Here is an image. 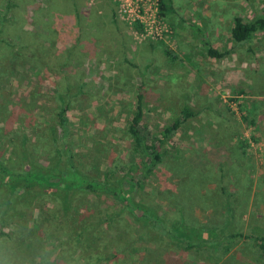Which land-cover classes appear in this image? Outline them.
Masks as SVG:
<instances>
[{
  "label": "rangeland",
  "instance_id": "obj_1",
  "mask_svg": "<svg viewBox=\"0 0 264 264\" xmlns=\"http://www.w3.org/2000/svg\"><path fill=\"white\" fill-rule=\"evenodd\" d=\"M263 9L264 0H0V159L12 171L0 174V240L8 249L31 264H264L254 239L264 236V31L242 43L231 34L236 16ZM209 46L227 53L213 57ZM141 89L150 141L193 111L155 165L136 153L128 130ZM25 157L41 166L55 158L88 181L110 171V184L123 180L127 197L171 227L151 226L146 236L141 207L131 213L127 201L122 212L102 191L77 192L67 214L56 198L63 185L23 198L8 182L26 173ZM105 216L125 233L103 225L89 243L82 230ZM214 226L245 236L227 250L188 245L183 233Z\"/></svg>",
  "mask_w": 264,
  "mask_h": 264
},
{
  "label": "trees",
  "instance_id": "obj_2",
  "mask_svg": "<svg viewBox=\"0 0 264 264\" xmlns=\"http://www.w3.org/2000/svg\"><path fill=\"white\" fill-rule=\"evenodd\" d=\"M258 31H264V9L262 10V13L258 16H256L254 19L251 20H244L241 16H236L233 22V27L231 29L232 38L237 43H242L246 40L251 39L253 34ZM208 53L213 57H222L224 56L227 51H221L218 50L212 46H209L207 48ZM143 98L144 93L142 89L139 91L137 95V108L136 111L131 119V122L128 126L129 133L132 138V143L134 145V150L136 153H140L143 156L146 157L145 162H151L152 165H155L162 159V148L167 143V141L173 136V134L181 127L183 122H185L189 117L193 116V111L189 108H185L182 110L181 115L176 118L170 125L166 126L162 129L161 136L156 137L153 139V141H150L147 139L145 134L142 131V121L144 117V109H143ZM67 109L64 107L60 114V121L62 126L64 127V123L66 122L67 117L65 116ZM248 115L244 116V119H249ZM251 125H256V121L254 118H250ZM55 133L58 134V129L55 127ZM59 150V149H58ZM28 157V156H27ZM27 157L23 159V161L26 164V173L25 174H19L17 176H14L11 181H9L8 189L15 191L17 189H20L22 192L20 195L23 198H30L35 196L37 193H39L41 190H57L60 189V187L63 185L62 191H60L59 197H56L60 200L61 203V209L62 212L67 214L70 209L71 205L73 204L75 200V194L77 192H81L82 190L95 193L97 191H102L103 193H112L114 194V197L119 198L123 203L122 205V212L126 211L125 206L127 205V201H131L132 205L129 208L130 212L133 213L134 208L137 209L138 207H141V209L144 212L143 218L137 222L138 223V229L139 231L146 232L147 228L153 226L160 231L163 229V231L170 229L171 224L167 219H160V213L157 209L152 208L147 205H141L137 206L134 197H127V194H124L126 192L125 190V183H123V180L119 186H116L114 184L109 183V177H111V172L106 171L103 175V180L98 179L97 177H94L90 179L89 181L86 180L85 175L80 171H74L73 173H70V168H68V171L63 168L59 164V161L55 158L49 159V166H41L39 164L32 165L31 160H29ZM144 164V163H143ZM30 165V167H29ZM135 168V167H134ZM131 168V171L134 169ZM35 169V170H34ZM11 169L7 166V164L0 159V174H11ZM77 175L81 178V184L75 185V182L73 178ZM36 178L40 179V182L36 180ZM68 178L69 180L63 183V179ZM140 181L136 182V185H140ZM2 184L0 182V196L5 194V190L7 188H2ZM37 187L36 189H34ZM79 192V193H80ZM7 195V194H5ZM15 200V198L13 199ZM126 203V204H125ZM2 206V203H0ZM64 210V211H63ZM10 211V210H9ZM8 211V213H9ZM93 216L90 217L92 219ZM114 217L105 216L102 219L98 220V225L92 224L93 228L90 227L88 230H82V234L87 236L88 242L92 240L93 232L94 230H97L100 226L104 225L105 231L110 232H122L125 233V230L121 229V225H112V222L114 221ZM178 228H180L178 226ZM196 230V229H195ZM201 235L191 236L186 233H183L186 237H188L189 243L188 245L190 247L193 246H200L202 247L204 245V248H210L213 247L216 250H220L222 247L223 249L227 250V242H235L240 240L245 235L241 232H233L229 235H226L225 230L221 228L220 226H214L209 228H204ZM147 236V232H146ZM252 236H249V238ZM253 238V237H252ZM193 239H199L200 242L194 243ZM255 243L259 246H261L264 249V236L260 237H254ZM209 243V245H208ZM206 245V246H205ZM187 264V263H186Z\"/></svg>",
  "mask_w": 264,
  "mask_h": 264
},
{
  "label": "clouds",
  "instance_id": "obj_3",
  "mask_svg": "<svg viewBox=\"0 0 264 264\" xmlns=\"http://www.w3.org/2000/svg\"><path fill=\"white\" fill-rule=\"evenodd\" d=\"M0 257L3 258V264H17L18 260H20L21 264H31V261L26 258L16 257L2 240H0Z\"/></svg>",
  "mask_w": 264,
  "mask_h": 264
},
{
  "label": "built area",
  "instance_id": "obj_4",
  "mask_svg": "<svg viewBox=\"0 0 264 264\" xmlns=\"http://www.w3.org/2000/svg\"><path fill=\"white\" fill-rule=\"evenodd\" d=\"M138 17L142 19V17H141V16H138Z\"/></svg>",
  "mask_w": 264,
  "mask_h": 264
}]
</instances>
